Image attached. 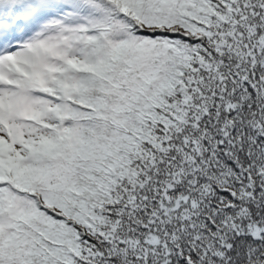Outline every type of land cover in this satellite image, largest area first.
<instances>
[{
  "label": "snow or ice",
  "instance_id": "6c2138e0",
  "mask_svg": "<svg viewBox=\"0 0 264 264\" xmlns=\"http://www.w3.org/2000/svg\"><path fill=\"white\" fill-rule=\"evenodd\" d=\"M0 264H264V0H0Z\"/></svg>",
  "mask_w": 264,
  "mask_h": 264
}]
</instances>
